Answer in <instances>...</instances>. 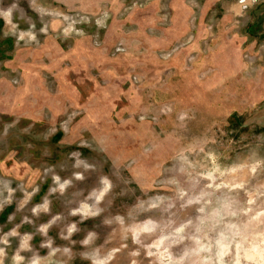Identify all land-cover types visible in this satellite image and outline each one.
I'll list each match as a JSON object with an SVG mask.
<instances>
[{"label": "rangeland", "instance_id": "374dc122", "mask_svg": "<svg viewBox=\"0 0 264 264\" xmlns=\"http://www.w3.org/2000/svg\"><path fill=\"white\" fill-rule=\"evenodd\" d=\"M0 0V264H264V0Z\"/></svg>", "mask_w": 264, "mask_h": 264}, {"label": "built area", "instance_id": "2783aa9c", "mask_svg": "<svg viewBox=\"0 0 264 264\" xmlns=\"http://www.w3.org/2000/svg\"><path fill=\"white\" fill-rule=\"evenodd\" d=\"M246 0H239L237 3L239 5L240 9H244L247 7V3H245Z\"/></svg>", "mask_w": 264, "mask_h": 264}]
</instances>
